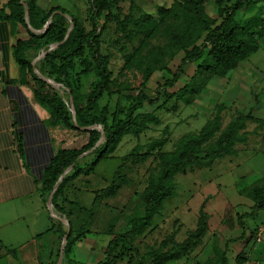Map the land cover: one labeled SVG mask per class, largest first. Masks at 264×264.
Segmentation results:
<instances>
[{
  "label": "rangeland",
  "instance_id": "1",
  "mask_svg": "<svg viewBox=\"0 0 264 264\" xmlns=\"http://www.w3.org/2000/svg\"><path fill=\"white\" fill-rule=\"evenodd\" d=\"M37 1L46 9L50 4L62 5L78 18L85 30L90 28L87 0ZM108 3V9L99 18L100 23L104 24L100 50L111 54L109 69L115 82L109 91L104 92L99 104L106 106L110 122L112 117L123 118L138 91H142L153 102L144 101L143 106L134 113L151 114L155 116L156 122L148 123L137 134L123 135L109 156L97 163L90 178L81 176L75 181V186L80 187L75 192L78 204L92 201V190L104 187L109 182L122 156L134 146H138V152L145 153L151 141L157 139L163 142L160 147L150 149V154L143 162L128 159L124 163L120 168L123 181L117 194L92 204L89 213L87 211L83 216V227L97 232L123 231L129 218L143 212L140 193L147 184L151 168L157 162L158 152L173 149L182 135L198 132L204 123L217 114L219 125L211 141L230 121L243 117V126L238 130L240 138L235 144L237 153L204 160L178 172L174 176V194L164 201L163 208L155 214L144 232L134 238L130 247L122 248L121 253L127 264H148L153 252L174 249L194 229L202 206L201 209L207 215L208 227L201 243L187 255L165 264H220L223 251L227 264H236L235 256L239 253L246 255L249 261L257 260L264 264V241H255L258 228L264 226V211L249 214L252 201L246 194L250 187L264 180V37L259 39L257 50L226 75L211 76L199 92L189 94L186 91L181 97L182 88L193 78L198 62L182 65L174 79L184 55L179 50L170 60L165 56L167 69L155 71L145 78L143 66L138 70L133 66L123 67L125 58L131 53H145L152 46L165 45V35L157 32L149 37L147 45H141L143 35L125 36L119 29V22L127 14L135 19L145 12L158 19L156 5L168 6L172 0H109ZM205 11L217 22L221 19L222 14L217 12L213 0H206ZM235 20L241 25L247 23L258 29L260 20L264 21V0H251L245 4L236 11ZM128 26L133 27V24L129 23ZM25 33L28 35L26 29ZM35 53L37 56L40 52ZM92 78L84 74L81 89L85 90ZM66 133L68 146L79 148L87 141L86 130L74 128ZM91 151L87 149L82 153L83 161L89 158ZM240 214L244 216L239 223ZM102 233L97 235L98 239H103ZM83 254L86 258L87 253ZM0 264L6 262L0 260Z\"/></svg>",
  "mask_w": 264,
  "mask_h": 264
},
{
  "label": "trees",
  "instance_id": "2",
  "mask_svg": "<svg viewBox=\"0 0 264 264\" xmlns=\"http://www.w3.org/2000/svg\"><path fill=\"white\" fill-rule=\"evenodd\" d=\"M20 1L7 0L4 5L8 8L4 16L15 24L23 25L28 32L27 38L16 39L12 46V54L20 70V79L24 80L27 75L32 81L35 98L50 111L53 120L61 126L67 129L76 128L68 104L64 101L71 97L78 126L98 124L104 129L103 141L89 153L87 160L83 161L81 155L99 138L100 131L96 128L86 130L87 141L81 147L60 149L43 171V189L49 193L62 171L73 163L71 171L62 179L52 196L55 210L63 214L65 211L56 200L65 185L79 175L93 174L97 163L109 156L123 135L137 134L145 129L148 123L156 122L155 116L151 114L134 113L143 106L144 101L152 103L153 100L142 91H138L125 116L112 117L110 122L107 119L106 106L99 104L104 92L109 91L115 82L109 69L111 54L100 50V35L104 30V24L100 23L99 18L108 9L109 0H87L89 2L87 18L90 24L88 30L84 29L75 15L59 5L43 9L36 3L37 0H26L24 2L27 5L29 22L33 28H42L50 17L47 28L41 33H34L26 26L24 6ZM250 1L234 0L230 3L231 0H213L217 12L222 14L218 22L216 18L206 13V0H172L168 6L158 4L156 5L158 19L145 12L135 19L127 14L119 22L122 34L125 36L141 34L143 35L141 45H147L149 37L160 32L165 35L167 42L162 46H152L145 53L141 51L131 53L125 58L123 67L133 66L138 70L143 66L144 77L149 78L153 72L167 69V59L170 60L176 51L182 50L184 55L173 78H176L182 65L198 62L193 78L182 88L180 95L184 96L186 91L189 94L199 92L211 76L226 75L241 60L257 50L259 39L264 37V21L260 20L259 28L255 29L251 24L241 25L235 20L236 11ZM66 15L71 18L73 25L64 39L69 25ZM167 17L171 18L166 19ZM129 23L133 24V27H129ZM59 41L61 42L48 50L35 66L43 75L62 84L66 89L63 94L43 81L33 71L30 59L26 58L28 50H32L35 56V52H41L47 49L49 44ZM165 56L168 58L165 59ZM84 74L94 78L86 84L85 90L81 89ZM243 122V117L230 121L216 139L211 141L219 125L217 114L204 123L198 132L182 135L173 149L158 152L157 162L151 168L147 184L140 193L143 203L142 214L129 218L123 231H107L111 238L103 249L105 259L100 264H113L116 260L123 259L122 248L130 247L134 238L144 232L155 214L163 208L164 201L174 194V176L178 172L192 168L204 160L235 155L237 153L235 144L240 138L238 130L243 126ZM162 142L157 139L151 141L149 150L160 147ZM137 149L136 145L122 156L109 182L94 191L92 204L101 198L117 194L123 181L120 168L128 159L140 163L150 154L149 150L141 153ZM246 194L252 201L249 214L264 211V180L250 187ZM201 208L196 225L187 233L186 238L172 250L153 252L148 264H165L170 260L179 259L201 243L208 227L207 215ZM242 216L244 215L238 216L239 223L242 222ZM56 225L59 229H55V232L61 239L66 231L61 229L63 226L61 222L56 221ZM51 228H55V225L52 224ZM85 232L88 230L84 227L73 236L70 232L63 247V254L66 255L72 243ZM245 260L249 259L244 254L239 253L235 256L236 264H241ZM220 264H227L225 251L221 254Z\"/></svg>",
  "mask_w": 264,
  "mask_h": 264
},
{
  "label": "crops",
  "instance_id": "3",
  "mask_svg": "<svg viewBox=\"0 0 264 264\" xmlns=\"http://www.w3.org/2000/svg\"><path fill=\"white\" fill-rule=\"evenodd\" d=\"M6 1L0 0V260L6 264H57L61 239L55 229H59V220L46 206L49 193L43 189L42 176L60 149L73 148L65 138L71 129L55 122L50 111L35 98L27 75L20 79L12 46L16 39L28 35L23 25L4 16L8 12ZM55 5L63 7L55 3L48 8ZM36 57L32 50L26 52L30 63L34 60L33 66L41 58ZM81 176L90 178L77 176L65 185L56 200L65 213H58L52 204V211L68 220L71 236L83 229V216L89 213L93 202L92 199L89 205L78 204L75 192L80 187L75 186V181ZM61 229L67 231V226L63 224ZM86 229L88 232L72 243L69 252L62 253L61 264H100L105 259L103 249L111 235L105 230ZM101 232L103 239H98ZM83 252L87 253L86 258ZM118 263L127 261L119 259L113 264Z\"/></svg>",
  "mask_w": 264,
  "mask_h": 264
},
{
  "label": "water",
  "instance_id": "4",
  "mask_svg": "<svg viewBox=\"0 0 264 264\" xmlns=\"http://www.w3.org/2000/svg\"><path fill=\"white\" fill-rule=\"evenodd\" d=\"M21 3L24 6V21H25V24L28 27V29L31 30L34 33H41V32H43L47 28V26H48V24L50 22V17L47 19V21L45 22V24H44V26L42 28H39V29L33 28L31 26L30 22H29L27 5H26V3L23 0H21ZM66 17H67V19L69 21V27L67 29V32H66L65 36H64V39L68 36V34H69V32H70V30L72 28V25H73L71 18L68 15H66ZM60 42L61 41L49 44V46L47 47V49H43L39 53V55H37V57L35 59H38V58L42 57L43 55H45V53L48 50L55 48ZM31 63L33 64L34 63V60L31 61ZM33 71L43 81H45L46 83H48L52 88L56 89L61 94H63L64 93V90H66L65 87L62 84H60L58 82H55L52 79H50V78L46 77L45 75H43L35 66H33ZM64 101H65V103L68 104V109H69V111L71 113L74 127H76L77 129H80V130H89V129L96 128V129H98L100 131L99 138L97 139V141L95 142V144L90 149H88V150H93L95 147H97L103 141V138H104V129L100 125H98V124H93V125H89V126H78L77 125V122H76V119H75L74 107H73L72 99L69 98V102H67L66 99H64ZM72 167H73V163L69 164L62 171V173L60 174V176L56 180L54 186L52 187L51 191L49 192L48 197H47V200H46V206L49 209V211H51V215L53 217H55L56 219H58L59 221H61L63 224H65L67 226V231L65 232V234L61 238V244H60L59 255H58V258H57V264H61L63 247H64V245L66 243V240H67V238L69 236L70 228H69V222H68L67 219H65L64 217H62V216H60V215H58V214H56V213H54L52 211V196H53L55 190L57 189L59 183L71 171Z\"/></svg>",
  "mask_w": 264,
  "mask_h": 264
},
{
  "label": "built area",
  "instance_id": "5",
  "mask_svg": "<svg viewBox=\"0 0 264 264\" xmlns=\"http://www.w3.org/2000/svg\"><path fill=\"white\" fill-rule=\"evenodd\" d=\"M255 241L256 242L264 241V226L258 228L255 235ZM241 264H260V262L257 260H253V261L245 260L242 261Z\"/></svg>",
  "mask_w": 264,
  "mask_h": 264
}]
</instances>
